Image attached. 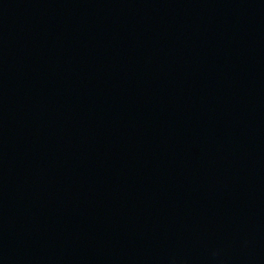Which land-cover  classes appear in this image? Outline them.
<instances>
[{"label": "water", "instance_id": "water-1", "mask_svg": "<svg viewBox=\"0 0 264 264\" xmlns=\"http://www.w3.org/2000/svg\"><path fill=\"white\" fill-rule=\"evenodd\" d=\"M0 264H264V0H0Z\"/></svg>", "mask_w": 264, "mask_h": 264}]
</instances>
